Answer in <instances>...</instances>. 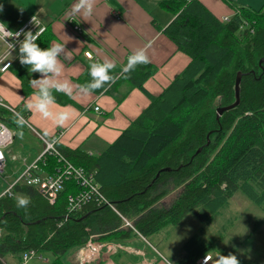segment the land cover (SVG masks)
I'll return each instance as SVG.
<instances>
[{
  "label": "trees",
  "instance_id": "16d2710c",
  "mask_svg": "<svg viewBox=\"0 0 264 264\" xmlns=\"http://www.w3.org/2000/svg\"><path fill=\"white\" fill-rule=\"evenodd\" d=\"M160 6L173 14L164 34L189 61L157 95L143 86L155 70L150 62L127 78L114 68L113 82L92 91L115 93L126 83L127 91L138 87L149 103L99 154L56 141L59 156L42 153L37 170L53 173L61 166L60 156L67 159L91 175L100 203L92 198L66 216L67 195L80 189L75 178L64 183L54 203L34 185L16 182L0 194V264H9V254L18 264L29 249L49 254L47 264H71L69 249L93 233L111 237L120 220L135 217L129 227L143 235L176 224L187 213L207 221L237 190L264 213V3L257 9L239 5L225 21L199 0H160ZM52 40L46 26L37 43L50 47ZM89 69L73 78L79 86L91 81ZM8 70L20 80L24 95L35 92L37 73L29 66L18 59ZM238 74V103L216 117L218 107L235 100ZM53 94L57 101H71L64 93ZM0 118L8 126L20 121L1 106ZM16 194L29 204L18 206ZM196 240L194 234L185 245L202 249L203 241Z\"/></svg>",
  "mask_w": 264,
  "mask_h": 264
},
{
  "label": "crops",
  "instance_id": "0c3cea01",
  "mask_svg": "<svg viewBox=\"0 0 264 264\" xmlns=\"http://www.w3.org/2000/svg\"><path fill=\"white\" fill-rule=\"evenodd\" d=\"M15 1L16 6L0 11V21L7 28L15 29L31 14H35L54 35L51 45L54 42H66L65 48L70 53L69 59L60 57L64 64L60 78L69 80L73 85L71 101L56 100L54 107L71 111L72 118L63 126H56L38 113L26 111L35 127L28 122L24 124L31 128L40 142L42 140L38 134L48 139L55 138L63 146H80L91 155L99 154L149 103L148 96L138 87H131L127 91L126 83L118 85L115 93L105 90L99 93H81L73 78L81 75L85 66L108 59L115 62L116 72H120L133 51L146 47L149 62L155 66V70L144 80L143 86L151 94L157 95L189 61V57L176 49L175 43L163 32L173 14L160 6V0H97L91 18L72 14L76 0ZM199 1L218 18L230 15L239 5L257 9L264 3V0ZM72 24H77L80 31L74 30ZM84 52H89L90 58ZM18 59L17 52L14 60ZM39 75L37 73L36 78ZM0 76V88L3 90L0 93H4V97L12 104L20 102L25 105L34 92L23 96L20 80L10 70L2 72ZM32 87L36 88L33 83ZM122 93L125 95L117 101L118 95ZM95 104L99 106L97 111L93 109ZM41 150L30 151L26 156L21 150L18 152L7 149L8 167L9 161L13 167L14 163L21 160V166H16L13 170L6 169L9 181L17 177L25 164L34 160ZM249 202L244 194L232 195L209 220L198 217V220L193 221L196 222V228H190L183 237L175 235L174 227L188 226L190 222H185L188 213L176 224H165L147 235L141 234L135 227L134 230L125 226L120 220L111 237L101 239L117 243L119 247L106 259L85 264H193L204 253L211 255L209 263L214 264L218 254L227 255L230 252L237 256L241 264H264V213H254V208L249 206L244 224V217L238 218L233 211L236 208L243 210ZM133 218L135 217L129 218L131 223ZM236 227L241 228L235 229ZM93 234H98L99 237L106 232ZM194 234L200 238L196 241L202 240L204 243L203 248L196 251L185 245ZM75 251L76 249H69L66 254L71 264H76ZM17 258L11 254L5 256L6 262L14 261L12 264H16Z\"/></svg>",
  "mask_w": 264,
  "mask_h": 264
},
{
  "label": "clouds",
  "instance_id": "9594fccd",
  "mask_svg": "<svg viewBox=\"0 0 264 264\" xmlns=\"http://www.w3.org/2000/svg\"><path fill=\"white\" fill-rule=\"evenodd\" d=\"M96 2L97 0H76L72 7V14L91 18L95 12ZM0 10H2V6H0ZM44 31V28H40L39 32L35 34L30 30L12 31L7 28L5 23L0 22V41L7 44L8 55H12L18 45L20 63L29 66L32 73L40 74L32 81L36 90L25 102L26 109L38 113L45 120H51L56 126H63L72 118V112L56 109L54 107L56 99L53 93L61 92L68 96L73 93L71 82L60 78L64 69L60 57L64 56L65 59H69L70 53L65 48L66 42H54L50 47H40L37 40ZM20 37L23 38L20 39ZM147 63H149V56L146 47L137 48L128 56L127 63L122 67L120 74L123 78H127V74L134 71L137 66ZM115 67V62L108 59L91 63L89 69L91 81L86 85L79 86V91L88 94L113 82L111 72ZM19 122L24 123L23 119ZM29 202L26 197H19L17 200L18 206L21 207L27 206ZM203 264H209L206 254ZM214 264H241V262L235 254L230 252L227 255L218 254Z\"/></svg>",
  "mask_w": 264,
  "mask_h": 264
},
{
  "label": "built area",
  "instance_id": "2783aa9c",
  "mask_svg": "<svg viewBox=\"0 0 264 264\" xmlns=\"http://www.w3.org/2000/svg\"><path fill=\"white\" fill-rule=\"evenodd\" d=\"M228 17L229 15H223L221 19L225 21ZM40 28L45 29L46 25L38 18L37 15L31 14L21 25L12 29V31L30 30L35 34L36 32H39ZM72 28L77 31H80L81 29L77 24H72ZM22 38L23 37H20V39ZM0 43L2 44V50L0 51V61H2L0 62V73H2L9 69V66L15 59V53L18 50V45H16V50L12 53V55H8L9 50L7 44L3 41H0ZM84 54L88 57L91 56L89 52H84ZM6 65H8V67H6ZM0 106L11 111L18 116L20 120L23 119L24 123H27V121H25V117L21 115L17 108L6 102L2 96H0ZM93 109L97 111L99 110V106L95 104L93 105ZM38 135L43 141V148L41 152L34 160L25 164L22 171L17 175V177L8 183L2 193L10 191L11 187L16 182H21L34 185L49 203H54L58 198L60 191L63 189L64 183L71 178H75L80 184V189L73 194L67 195L65 215L67 216L69 212L79 210L85 203L92 200V198H94L97 203H100V194L97 185L91 179V175H86L81 167L72 164L67 159H63L60 156L61 166L53 173H43L37 170V160L42 153L56 154L58 156L60 154L58 148L56 147L55 138L48 139L40 134ZM13 139L14 131L11 130L10 127L0 118V174L4 171L7 147L13 142ZM106 202H108V200ZM124 225L131 226V222L124 219ZM117 247H119L117 243L104 242L98 238V234H91L84 244L76 249V264H85L91 261L106 259L112 251L116 250ZM36 254L37 253L33 249L22 252L18 264H28V260ZM205 254L210 260L211 255L209 253H204L202 256L195 259L193 264H203ZM38 257L41 258V254H39Z\"/></svg>",
  "mask_w": 264,
  "mask_h": 264
},
{
  "label": "rangeland",
  "instance_id": "374dc122",
  "mask_svg": "<svg viewBox=\"0 0 264 264\" xmlns=\"http://www.w3.org/2000/svg\"><path fill=\"white\" fill-rule=\"evenodd\" d=\"M16 1L15 0H6L5 2H3V0H0V6H2V10H6L7 8H11L13 6H16ZM1 11V10H0ZM18 52V50L16 51V53ZM2 74V73H0ZM1 77V76H0ZM18 91V90H17ZM0 92H3V90L0 88ZM4 94V93H3ZM0 93V96L2 95V98L8 102L9 104L15 106L17 108V110L21 113V115H23L25 117V121H27L29 124H31L33 127H35L34 123L32 122L31 118L29 117L28 113L26 112L27 109L25 107L24 104L18 102L17 104H12L7 98L4 97V95ZM21 94L23 96H26L22 93ZM11 130L14 131V139L13 142L8 145V149L10 151H22L23 153L27 154L30 151H38L40 149L43 148V142L38 139L37 135H35L33 132H31V128H29L28 126H26L24 123L21 124L19 121L14 123L13 125L9 126ZM33 152V153H34ZM7 160V157H6ZM28 160V159H26ZM21 162V160H18L16 163H14L13 167L11 166V161H9V167L7 166V163H5V167H4V171L0 174V194L2 193V191L7 187L8 183L11 182L9 181V176L6 172V169L9 170H13L14 167L16 166H21L19 165ZM232 195H243V193L239 190L235 191ZM17 198L18 195L16 194ZM235 200V199H233ZM251 202V201H250ZM248 203L246 206H244L245 208L242 209H234L233 211L237 213V217L238 218H243L244 217V224L245 222V217H247V210L249 208V206H252L253 212L254 213H261L263 212L255 203L251 202ZM198 217L195 216L193 213H188V219H186L185 222H190L189 225H183V226H176L174 227V232L175 235H180L181 237L185 236L188 231H190V228H196V221ZM200 219V218H199ZM128 226V225H126ZM237 228H241V227H236ZM234 229V230H235ZM174 235V237H175ZM69 253V252H68ZM39 254L37 253L35 256L31 257L28 260V264H47L49 259L51 258L49 254L43 253L41 254V258L38 257ZM7 258V257H6ZM46 258V260L44 259ZM48 259V261H47ZM9 264H12L14 261L13 260H7Z\"/></svg>",
  "mask_w": 264,
  "mask_h": 264
},
{
  "label": "water",
  "instance_id": "95a60500",
  "mask_svg": "<svg viewBox=\"0 0 264 264\" xmlns=\"http://www.w3.org/2000/svg\"><path fill=\"white\" fill-rule=\"evenodd\" d=\"M239 80H240V75L238 74L236 76L235 83H234L235 100L230 104L218 107L216 110V117H218L224 110L232 108L233 106H235L238 103V100H239Z\"/></svg>",
  "mask_w": 264,
  "mask_h": 264
},
{
  "label": "bare ground",
  "instance_id": "6f19581e",
  "mask_svg": "<svg viewBox=\"0 0 264 264\" xmlns=\"http://www.w3.org/2000/svg\"><path fill=\"white\" fill-rule=\"evenodd\" d=\"M222 20V19H221ZM60 131V130H59ZM8 149V148H7ZM50 156V155H49ZM49 156H47V157H49ZM46 162H47V160H46ZM56 164V163H55ZM6 165V164H5ZM54 165V164H53ZM44 167V166H43ZM45 170V169H44ZM46 171V170H45ZM53 171V170H52ZM14 178V177H13ZM74 182V181H73ZM18 183V182H17ZM65 185V184H64ZM13 187V186H12ZM64 189V188H63ZM134 227V226H133ZM21 255V254H20Z\"/></svg>",
  "mask_w": 264,
  "mask_h": 264
}]
</instances>
